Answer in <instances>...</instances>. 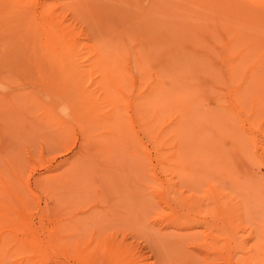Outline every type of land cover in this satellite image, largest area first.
<instances>
[{
	"label": "rangeland",
	"instance_id": "1",
	"mask_svg": "<svg viewBox=\"0 0 264 264\" xmlns=\"http://www.w3.org/2000/svg\"><path fill=\"white\" fill-rule=\"evenodd\" d=\"M15 2L0 0V199L11 204L14 216H27L32 231L28 229L40 240L48 241L50 233L54 237L62 228L60 243H84V257L63 251L55 257L56 250L45 245L40 253L29 238L17 234L6 249L19 242L30 245L38 249L39 259L26 249L21 255L10 254L5 264H114V251L106 248L118 245L128 249L130 257L137 256L138 264H236L239 256L248 263L246 256L257 238L252 235L264 237V0ZM52 25L61 37H70L71 46L79 45L76 51L84 50L83 56L79 51L81 57L75 55L84 62L83 67L78 64L84 76L101 65L100 73L90 70L92 77L81 85L95 104L87 100V105V97L71 103L78 95L72 94L74 83L66 82L68 74L55 71L50 63ZM103 61L124 67L135 78V95L123 85L129 84L127 75L118 76L122 73L115 74V69L111 73V66L100 64ZM104 68L109 73H102ZM98 82L112 89H118L119 82L135 99L139 90L161 92L157 102L150 103L160 104L161 117L148 119L160 123L149 124L156 137L141 131L139 124L125 134L135 114L126 107L134 105V98L124 94L131 104L120 100L115 109L102 103L109 93L100 91ZM166 92L186 99L171 103L164 98ZM189 98L194 114L183 125L178 119L185 116ZM74 105L77 111L71 109ZM216 190L224 194V212L216 206L220 215L209 216L206 209L217 200L211 197ZM189 199L203 209L192 208ZM4 211L0 208V215ZM230 217L243 227H235L238 223ZM10 224L0 216V229ZM207 228L222 236L204 234ZM223 241L229 242L226 252L221 251ZM238 244L252 251L244 252ZM256 247L254 251L264 250ZM258 260L252 264H264Z\"/></svg>",
	"mask_w": 264,
	"mask_h": 264
},
{
	"label": "bare ground",
	"instance_id": "2",
	"mask_svg": "<svg viewBox=\"0 0 264 264\" xmlns=\"http://www.w3.org/2000/svg\"><path fill=\"white\" fill-rule=\"evenodd\" d=\"M17 1L18 0H16V2L15 3H17ZM20 1V0H19ZM22 1V0H21ZM19 3V2H18ZM20 6H21V4H19ZM47 7V6H46ZM46 7H44V9L46 8ZM48 10H49V8H48ZM52 11H54V10H52ZM48 12V11H47ZM56 22V21H55ZM51 24H53V25H56V23H54V22H51ZM59 24V23H58ZM53 25H52V27H53ZM61 25V24H60ZM50 28H51V26H50ZM63 28V27H62ZM63 31H65L64 29H62ZM53 33H52V36H51V39H50V44L52 45V54H50V55H52V59H51V57H50V63H52V66H54L53 68L54 69H56L55 71H62V72H64L65 71V73L66 74H68L67 76H65L66 78H65V80H66V82H68V80L70 81V83H74V84H71V87H72V89L71 88H69V89H71V91H72V94H78L77 96L75 95V96H73V95H71V93L69 94V96L71 95V97L73 96V98H72V101H71V103H73V102H75V99L74 98H77V100H80V99H85V97H87L86 95H85V91L83 90V89H81V85H83V82H84V79H87L88 77H92L91 76V73H98L99 71H101V70H97V68L98 67H100V68H102L101 67V65L100 64H103V65H105L104 67L105 68H107L108 66H111L110 68H111V73H112V71H113V69H115L114 71H115V74H119V73H122L121 75L119 74L118 76H121V77H125V75H127L126 77H128L129 78V80H128V82H129V84L127 85V84H123L124 86H128L129 88H130V92H132V94L133 95H135V91H136V87H137V82L135 81V78L134 77H130L129 76V74H128V72H126V71H124V67H119V69H118V67H113L114 65H110L109 63V65H106V61H103V62H105V63H103V62H100V66H97V68L95 69V68H93L92 66V68L90 69V70H94V72H92V71H90L89 70V72L88 73H90V74H88L87 76H84V70H82V69H80V67H79V65L78 64H80L81 63V67H83L82 66V63H84V62H79L80 60H76V58H75V55H76V52L77 53H79L78 51H76L77 50V48H76V46L78 47V48H80L79 47V45H75L74 47L76 48H74L73 46H71V44H70V37H68V36H62L61 37V34L59 33V31L56 29V28H54L53 27ZM62 31V32H63ZM61 32V31H60ZM69 32H67V33H65L66 35L68 34ZM71 36V35H70ZM84 46V45H83ZM83 46H82V49H84L83 48ZM83 51V52H82ZM81 52H82V54L84 53V50H81ZM81 52H80V55H81ZM78 55V54H77ZM76 55V56H77ZM80 55H78L77 56V58H79V56ZM84 55V54H83ZM83 55H81V56H83ZM80 56V57H81ZM84 58V57H83ZM241 58V57H240ZM52 60V61H51ZM142 61V60H141ZM77 62H79V63H77ZM98 63V62H97ZM139 63H141V62H139ZM107 66V67H106ZM95 67V66H94ZM86 68H90V67H86ZM104 68V71L102 72V73H104L105 72V70L107 71V73H109V69H105ZM122 69V70H121ZM126 69V68H125ZM88 70V69H87ZM103 70V69H102ZM118 70H120V72H117ZM54 71V72H55ZM117 72V73H116ZM56 73V72H55ZM70 73V74H69ZM100 73V72H99ZM98 73V74H99ZM56 74H60L59 72H57ZM64 75V74H63ZM70 75V76H69ZM84 77H86V78H84ZM101 78H103V76H99V79H101ZM98 79V80H99ZM158 80H159V78H158ZM87 81H88V79H87ZM102 81V80H101ZM160 81H162V80H160ZM163 82V81H162ZM161 82V83H162ZM174 82V83H173ZM172 83V85L171 86H174V84L176 83L175 81H173ZM70 83L68 84V87H70ZM113 83V82H112ZM111 83V84H112ZM76 84V85H75ZM100 84V85H99ZM118 85H120V86H118L119 88L118 89H120V90H122L123 91V95L125 94V95H132L130 92L129 93H126V91H124L123 89H122V86L123 85H121V83H117ZM160 84V83H159ZM73 85H75V87L77 86L78 87V93L76 92V90L77 89H74L73 88ZM98 87L97 88H99V90L100 91H104L103 93L104 94H108L107 95V97H109L108 98V101H105V99H103V100H101V102L102 103H105V102H107V103H109L112 107H114L115 109L116 108H118V106H119V104L121 103V104H127V103H129V102H125V100H126V97H130V96H125V99L123 98L124 96L121 94L122 92L120 91V93L117 91H114L117 87H114L115 89H112L113 88V86L112 87H110V86H106V87H109V88H106V87H103L102 86V84L101 83H99L98 82V85H97ZM170 86V87H171ZM186 86V85H185ZM255 86H257L256 84H255ZM82 87H84V86H82ZM154 89H157L158 88V86H156V85H154ZM161 87H162V85H161ZM101 88H102V90H101ZM176 88H177V85H176ZM176 88H174V89H172L171 91H172V93H177V92H175V90H176ZM184 88H186V87H184ZM183 88V89H184ZM190 88H192L191 86H190ZM74 89V90H73ZM104 89V90H103ZM105 89H109L107 92H105ZM118 89H116V90H118ZM153 89V90H154ZM158 89H161V88H158ZM182 89V90H183ZM76 92V93H74V92ZM68 92H70V91H68ZM112 92H116V95L117 96H115L114 94H112ZM119 93V94H118ZM155 93V94H154ZM161 92H153L152 91V89H151V91H149V90H147V89H145V90H139V92H138V94L136 95V99H135V97H133V95H132V97H130L131 99L132 98H134V99H130L131 100V103H133L134 102V105H126V106H128V107H126V108H128V109H130V111H134L133 113H135L134 114V118H132V117H130L131 119H130V123H128L127 125H126V129H125V134H129V133H127L128 131H131V130H133L132 128L133 127H131L130 129H129V127L132 125V126H138V125H135V124H139V128L141 129V131H142V129L144 130H147L148 131V133H151V135H154L155 137H156V135L155 134H153V133H155L154 132V128H150V126H149V124L151 125V124H153V125H151V126H155L154 124L155 123H159V122H152V123H150V121L151 120H153V121H156L157 120V118H159L160 119V117H161V113L163 112L162 110H161V106H160V104H158V103H155V102H157V99H159L162 95L160 94ZM179 93H182L181 92V90H180V92ZM122 95L123 97H119L118 95ZM110 95H113V96H110ZM120 95V96H121ZM160 95V96H159ZM192 95V94H191ZM191 95H188V96H190V97H192ZM67 96V95H66ZM71 97H70V99H71ZM115 97V98H114ZM113 100H112V99ZM164 98L165 99H167V101H169V100H172V102L171 103H176L178 100H180V99H182V100H180V102H182L183 100H185L186 99V96H184V97H179V98H176V97H172L171 96V94L170 93H168L167 94V92H166V95L164 96ZM171 98H175L176 99V101H173V99H171ZM169 99V100H168ZM174 99V100H175ZM192 99V98H191ZM191 99L189 98V100H187V102H189V103H187V104H185V108L186 109H183V111H185L186 112V110H187V112L185 113L184 112V114H185V116L183 115V114H181L183 117H181V119L179 120L178 119V122L179 123H181V124H185V121H187V120H192V116L190 117L189 116V114L190 115H193L194 113V109H193V106L191 105ZM87 100H90V101H88V103H90L91 101H92V99H88V97H87V99H86V101H84L87 105H89L88 103H87ZM117 100V101H116ZM120 100H122V101H120ZM127 100H129V99H127ZM155 100V104H158L159 106H160V108H158L157 109V106L155 105V104H150L152 101H154ZM95 101H97V100H95ZM95 101H92L93 103L95 102ZM120 101V102H119ZM159 101V100H158ZM78 102V101H77ZM76 102V103H77ZM84 102H82V107L84 106ZM185 102V101H184ZM193 102V101H192ZM96 103V102H95ZM94 103V104H95ZM100 103V102H99ZM118 104V106H117V104ZM131 103H129V104H131ZM153 103V102H152ZM113 104H116V106L115 105H113ZM190 104V105H189ZM193 104V103H192ZM93 105V104H92ZM187 105V106H186ZM76 106H78V107H80V101H79V103L78 104H76ZM130 106H133L134 107V109L133 110H131V108H133V107H131V108H129ZM151 106H153V107H151ZM179 106V105H178ZM191 106V109H192V112H190L191 110H189V107ZM195 106V105H194ZM149 107H151L152 109L151 110H149L150 108ZM72 108H74L75 109V105L74 106H71V109ZM84 108V107H83ZM81 109V110H84V109ZM94 109V108H93ZM154 109H155V111H154ZM164 109V108H163ZM76 111L78 110V108H76L75 109ZM74 111V110H73ZM83 112V111H82ZM145 112V113H144ZM160 112V113H159ZM168 112V111H167ZM189 112V113H188ZM142 113H143V115L144 114H147V115H145V116H142ZM181 113H182V111H181ZM114 114H116V113H114ZM166 114H168V113H164V115H166ZM171 113H169V115H170ZM150 115H154L153 117V119H152V117H151V120H148L149 118H150ZM116 115H113V117H115ZM172 118H174V116L172 117ZM187 118H189V119H187ZM147 121H149V122H147ZM173 121V120H172ZM177 121V120H176ZM184 121V122H183ZM138 122V123H137ZM145 122H147V123H145ZM145 123V124H144ZM174 123H176V122H174ZM140 124H141V126L142 127H140ZM146 124H148L147 126L148 127H145V125ZM157 124H156V126H157ZM160 124V123H159ZM177 124V123H176ZM176 124H175V126H176ZM143 125H144V127H143ZM172 125H173V123H172ZM172 125H170V128H174V127H172ZM125 126V125H124ZM123 126V127H124ZM182 126V125H181ZM125 128V127H124ZM124 128H122L123 129V131L121 130V132H124ZM166 127H164V129H165ZM170 128H168L169 130H170ZM129 129V130H128ZM151 129V130H150ZM163 129V131H165ZM167 130V129H166ZM181 130L182 129H180V131L179 132H181ZM198 130V129H197ZM153 131V132H152ZM162 131V132H163ZM168 131V130H167ZM135 132H137V131H135ZM168 132H170L173 136H175L174 135V133H172L171 131H168ZM143 133H144V131H143ZM199 133V131H196L195 132V134H197V135H201V133L200 134H198ZM166 134H167V132H166ZM176 134V133H175ZM179 134V133H178ZM177 134V135H178ZM164 133L162 134V135H160L161 137H163L162 138V140L164 141V139H166L164 136ZM196 135V136H197ZM169 136V135H168ZM157 137H159V136H157ZM198 137V136H197ZM200 137V136H199ZM198 137V138H199ZM153 138V137H152ZM167 138H169V137H167ZM175 138V137H174ZM156 139V138H155ZM151 141L153 140V139H150ZM156 140H154V142H155ZM168 141H170L169 139H168ZM157 142V141H156ZM84 144V143H83ZM82 144V151L84 150V145ZM155 144V143H154ZM167 144V143H166ZM166 144L164 145V143H163V145L164 146H166ZM156 146V145H155ZM159 147H162V146H160V145H158ZM168 147V146H167ZM158 148V147H157ZM163 149H164V147H162ZM215 150H217V149H215ZM218 151V150H217ZM164 152H165V149H164ZM167 152V151H166ZM168 153H172V152H168ZM174 155V154H173ZM181 156V155H180ZM174 157H176V156H174ZM172 158V157H171ZM181 158V157H180ZM176 160V158H173V160ZM214 159V158H213ZM172 159H170V161H171ZM169 161V162H170ZM173 162V161H172ZM167 164V163H166ZM172 164V163H171ZM176 164V163H175ZM174 164V165H175ZM213 164V163H212ZM173 165V164H172ZM181 165V164H180ZM179 166V165H178ZM179 168V167H178ZM132 180V179H131ZM171 189V188H170ZM175 189V188H174ZM173 190V189H172ZM170 191V190H169ZM157 192V191H156ZM173 193H175V192H173ZM182 193V192H181ZM213 193V195L211 196L212 198H214L213 199V201L215 200V198L218 200V205H214V204H217V200H215L214 201V203H213V207H212V209H206V212H207V214H209V216L212 214V212H213V214L215 215V214H219L220 215V212L218 213V212H216L218 209H220V211H223L224 210V205L225 204H223L222 202H221V200L222 199H220V197H221V195H224L222 192H219V191H213L212 192ZM214 193H216V194H214ZM220 193H222V194H220ZM178 194H179V192H178ZM172 195V194H171ZM175 195V194H174ZM173 195V196H174ZM175 196H177V195H175ZM8 196H6V198H7ZM182 197H184L183 195H182ZM210 197V198H211ZM175 198V197H174ZM193 198V197H192ZM5 199V198H4ZM4 199L2 200V199H0V208H2V209H4L5 211L0 215L1 217H6V218H8L9 220H10V222L12 223V224H10L9 226H7L6 228H1L0 229V264L1 263H3V264H5V260L6 259H8L9 261H11V259H9V256H10V254H12V253H14V254H16V255H21V254H23V253H25V251H26V249H28L26 252L28 253V255L30 256V253H35L36 254V256H35V258H33L35 261L36 260H38L39 259V256L40 255H37V253H39V252H37L36 253V251L39 249V251H40V247L42 246L43 247V245H45V246H47V247H45L46 249L48 248V247H52V248H54L56 251H54L55 253H57V255L55 256V257H57V256H62L63 255V253H62V251L63 252H66V254L68 253V256L70 255V254H72V255H70V257L72 256V257H74V255H75V257H76V255H77V257H78V255H80L79 257H84V255H82L81 253H83V251H80V250H83L84 249V243H82V242H78V243H80V244H78L77 243V245H71V243H70V245H67V243L64 245V244H62V243H60L58 240V237H61V235H63V233L61 232V230H62V228L61 229H59V231H58V229L56 230H54V231H56V233H57V231H58V233L56 234V236H54V237H52L51 235H52V233H50L49 235V240L48 241H46V240H40L39 239V237H35L33 234H31V232H30V230L32 231V229L29 227V225L30 224H28V218H27V216L26 215H23V214H19V215H15L14 216V214H12L11 212H10V208H11V204H9L8 205V203H7V201L5 200L4 201ZM158 199H160V198H158ZM179 199V198H178ZM177 198H176V200L177 201H179ZM2 200V201H1ZM171 200V199H170ZM190 200V199H189ZM161 201V200H160ZM194 201H192V203H193ZM6 203H7V205H6ZM182 203H185V202H183V199H182ZM181 203V204H182ZM187 203H191V200H190V202H188L187 201ZM191 203V207L193 208H198L197 209V211L198 210H202L203 208H201V207H204V206H200L198 203H194L195 205H197L198 207H196V206H192V205H194V204H192ZM190 206V205H189ZM200 206V207H199ZM217 206V208L218 209H216L215 207ZM211 207V206H210ZM209 207V208H210ZM225 212H227L226 210H227V207L225 206ZM223 209V210H222ZM193 210V209H192ZM194 211H195V209H194ZM208 211H209V213H208ZM215 211V212H214ZM240 211V210H239ZM205 212V213H206ZM224 212V211H223ZM223 212H221V218H222V216H225L224 215V213ZM237 212V211H236ZM204 213V212H203ZM223 213V214H222ZM218 216V215H217ZM216 216V217H217ZM228 216V215H227ZM231 217H234V216H231ZM230 217V218H231ZM176 218V217H175ZM225 218V217H224ZM173 218H171V220H172ZM180 219V218H179ZM229 219V218H228ZM231 219H232V221H231ZM230 220H227V221H231V222H233L234 223V225L235 224H237L238 223V225H235V227H237V226H239V224H240V226L239 227H241L242 226V222L240 223V222H237V221H239L238 220V218H237V220H236V223L234 222L235 221V219H233V218H231ZM170 220V221H171ZM178 220V219H177ZM181 220V219H180ZM170 221H167L168 223L170 222ZM172 221H174V223H177V224H175L176 226H179L178 225V222H175V220L173 219ZM181 222V221H180ZM183 222H186V221H183ZM190 221H188L187 223H188V225H192V224H190L189 223ZM173 223V224H174ZM182 223V222H181ZM195 223V222H194ZM232 223V224H233ZM181 226V225H180ZM184 226V225H183ZM182 226V227H183ZM208 227H209V225H207ZM28 227L30 228V230L28 229ZM188 227V226H187ZM190 228H193V226H189ZM243 227V226H242ZM241 227V228H242ZM42 228H44V227H42ZM57 228H59V227H57ZM181 228V227H180ZM194 228H195V226H194ZM193 228V229H194ZM213 229V228H212ZM205 231L207 232V231H209V233H211V232H213V233H215V234H213V236L214 237H221L222 235H221V233H217L216 234V232H214V231H212V230H208V228H207V230L205 229L204 230V234H205ZM244 231V230H243ZM35 232V231H34ZM51 232H53V230L51 231ZM59 232H61V234L59 233ZM54 233V232H53ZM209 233L207 234V235H209ZM20 235V236H23V237H25V238H29L30 239V241L32 242V244L31 245H34L35 247H39L38 249H36L35 247V250H33L32 248H29L30 247V245L29 246H23L24 244L23 243H18V244H16L15 246H14V248H12V249H9V250H7L6 249V246L8 245V244H11V243H13V241H14V237L16 236V235ZM220 234V235H219ZM252 234V233H251ZM251 234H249V237H252V236H255V237H257L256 239H257V243H258V240L260 241L261 240V242L262 243H258V244H260V245H262L263 244V241H264V237L261 235H252L251 236ZM54 235V234H53ZM238 235H239V233H238ZM226 236V235H225ZM258 236H260V238H262L263 239V241H262V239H259V237ZM16 238V237H15ZM55 238H57V239H55ZM64 239H65V237H63ZM67 238V237H66ZM241 238V237H240ZM48 239V238H47ZM63 239V240H64ZM229 238H227V239H224L223 238V240H228ZM255 238L254 237H252V239L251 240H254ZM256 239H255V242H253L252 243V246H254L253 248L252 247H250V249L252 248V250H250L249 251V249L247 248V247H241L242 246V244L241 245H237L238 246V249H239V247L242 249H245V251L244 252H251L252 251V253H253V255L255 256V257H259V258H254V256L253 255H251L252 253H248L249 255H245V253H244V259H245V256H246V259H248V263H245V261H241V257L239 256V257H237L236 258V264H252L253 262L252 261H254V260H258V259H260L261 261H264V257H260V255H257V254H254L255 252H259L260 254L261 253H263L264 254V250L263 251H254V250H257V249H255V247L256 248H258V250H262V249H264L263 247L261 248L260 247V245H256ZM224 243H223V245H224V247H222V250L221 249H219V250H221V251H223L224 249L226 250V247L228 246L227 244L229 243L228 241L227 242H225V241H223ZM231 242V241H230ZM227 243V244H226ZM232 243V242H231ZM237 243V242H236ZM47 244V245H46ZM246 244V243H245ZM254 244V245H253ZM264 245V244H263ZM63 246H65V247H67V249H68V251H65L66 249H64V247ZM72 246V247H71ZM74 246H76V247H74ZM243 246H245V245H243ZM24 247H28V248H24ZM77 247H78V249H77ZM81 247H82V249H81ZM63 248V249H62ZM50 249V248H49ZM60 249H62V250H60ZM107 250L106 251H114L113 252V263L114 264H138L139 262L135 259L136 257H130V255L132 254L131 252L130 253H128L129 252V250L128 249H126V248H123V247H121V245H118V246H112V247H107L106 248ZM238 249H237V252H240V253H242L243 252V250H241L240 249V251H238ZM24 250V251H23ZM41 250H42V248H41ZM70 250H74V251H70ZM248 250V251H247ZM60 251H61V253H60ZM128 251V252H127ZM131 251V250H130ZM212 251H214V249H212ZM215 251H217L216 249H215ZM221 251H219V252H221ZM42 251H40V253H41ZM45 252V251H44ZM51 251H49V253H50ZM70 252H72V253H70ZM76 252V254H74ZM206 252H208V251H206ZM205 252V253H206ZM223 252H226V251H223ZM70 253V254H69ZM204 253V254H205ZM208 253H210V252H208ZM207 253V254H208ZM59 254V255H58ZM130 254V255H129ZM239 254V253H238ZM199 255H201V254H199ZM241 255V254H240ZM250 255H251V258H250ZM65 256V255H64ZM189 256H190V254H189ZM192 256V255H191ZM242 256V255H241ZM249 256V257H248ZM31 257H33V254H31ZM193 257H195V256H193ZM248 257V258H247ZM68 258V257H67ZM139 258V257H138ZM253 259V260H250V259ZM73 259V258H72ZM206 259H207V261H210V259H208L207 257H206ZM33 260V261H34ZM189 260H190V258H189ZM238 260H240V261H238ZM3 261V262H2ZM140 261V260H139ZM181 261V260H180ZM179 260H178V262H177V264H179V262H180ZM196 261H197V259H196ZM259 261V260H258ZM38 262V261H37ZM67 262V261H66ZM66 262H65V264H66ZM193 262V261H192ZM242 262V263H241ZM11 263H13V262H11ZM39 263H41V261H39L38 262V264ZM79 264H80V262H78ZM199 263V262H198ZM204 263H207V262H204ZM212 263V262H211ZM256 263V262H255ZM254 263V264H255ZM263 262H260L259 264H262ZM18 264V263H17ZM19 264H29L27 261H24V262H22V263H19ZM63 264V263H62ZM180 264H182V263H180ZM186 264H188V263H186ZM190 264V263H189ZM194 264H196V263H194ZM207 264H210L209 262L207 263ZM213 264V263H212Z\"/></svg>",
	"mask_w": 264,
	"mask_h": 264
}]
</instances>
